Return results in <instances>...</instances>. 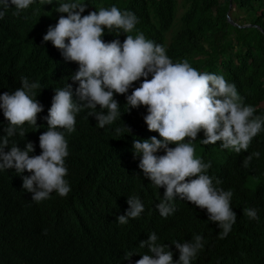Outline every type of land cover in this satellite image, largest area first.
<instances>
[{
    "label": "clouds",
    "instance_id": "obj_1",
    "mask_svg": "<svg viewBox=\"0 0 264 264\" xmlns=\"http://www.w3.org/2000/svg\"><path fill=\"white\" fill-rule=\"evenodd\" d=\"M87 6L81 0H0V80L13 83L22 71L30 70L27 61L18 57L39 47L38 38L53 51L60 50L71 67L70 76L58 80L61 87L45 108L34 99L41 84L30 83L27 77H21V88L0 95V122L6 133L0 137V171L15 169L18 175L27 171L21 185L30 203L52 201L67 238L78 240L71 246L69 263L93 262L95 240L115 239L114 228L95 222L100 194L110 198L104 207L113 201L127 207L121 212L125 215L117 217L121 225L155 211L170 218L180 200L205 216L198 219L193 239L168 243L179 251L174 256L153 232L140 244L151 254L128 264H192L204 249L215 264H236L227 257L225 240L237 220L231 207L233 192L215 186L222 183L219 179L213 184L207 174L211 162L196 156L192 142L203 131V144L219 141L221 148L239 154L264 130V118L254 116L256 109L244 105L235 84L222 75L200 72L187 59L173 63L166 48L143 32L131 35L139 22L134 13L113 5L82 16ZM105 29L127 34L123 44L118 39L105 43ZM141 78L143 82L132 91ZM123 106L126 113L128 106L132 109L139 130L147 125L161 139L126 142L123 130L112 128L123 120ZM26 123L35 126L31 135L26 134ZM90 134L106 140L98 147L102 150L96 149L97 141L88 138ZM71 140L93 154L76 171L69 163ZM170 144L176 147L169 148ZM8 145L10 151L5 152ZM161 149L166 154L158 157ZM253 155L259 157L258 152L249 155L244 167ZM127 156L135 168L122 170L120 184L113 186V169ZM138 178L151 189L131 194L129 183ZM159 188L165 189L162 200L157 199ZM243 213L259 220L254 208ZM37 229L27 232L46 233ZM132 254L125 253V259Z\"/></svg>",
    "mask_w": 264,
    "mask_h": 264
},
{
    "label": "trees",
    "instance_id": "obj_2",
    "mask_svg": "<svg viewBox=\"0 0 264 264\" xmlns=\"http://www.w3.org/2000/svg\"><path fill=\"white\" fill-rule=\"evenodd\" d=\"M69 2V0H61ZM74 2V0H73ZM87 8L81 15L99 11L100 7H118L122 12L127 10L138 18L136 29L143 32L147 39L166 48V53L173 63L187 59L192 67L200 72L222 75L228 83L235 84L244 105L253 106L254 116L264 118V0H81ZM182 14L179 15V9ZM231 19L237 25L230 23ZM126 35L122 30L109 32L105 29L102 39L105 43L118 39L123 44ZM39 40V41H38ZM46 43V42H45ZM67 43V41H66ZM37 46L22 53L18 58L26 60L30 70H24L13 83L0 80V95L13 93L22 87L21 77H27L30 83H40L41 88L35 90L34 99L43 106L52 103L55 89L61 87L58 80L66 79L71 74L70 61H66L60 50L53 51L43 45L41 38ZM16 78V74L9 75ZM148 79H151L149 75ZM20 81V82H19ZM19 82V83H18ZM141 80L134 82L132 91L139 87ZM132 109L122 107L123 120L112 126L114 130L121 128L122 136L129 142L131 139H161L159 133L150 132L147 125L139 130L132 121ZM138 112L142 108L137 109ZM3 112L0 109V114ZM9 122L6 120L5 128ZM134 125V126H133ZM125 127L129 128V132ZM27 135L35 126L24 125ZM126 130V131H125ZM19 129H17L18 133ZM0 122V137L5 136ZM88 137L97 141V150L105 145L106 140ZM86 138V139H88ZM203 131L193 141L196 156L212 167L207 174L213 184L219 179L221 184L215 185L225 191L231 190L233 197L231 207L237 220L231 232L225 238L227 257L236 264H264V130L251 141L247 151L237 154L234 150L223 149L221 142L205 145ZM175 148V144L168 145ZM94 149V150H96ZM10 151L8 145L5 152ZM247 167L244 160L253 153ZM163 149L156 155H165ZM93 154L81 144L71 140L70 169L76 171ZM140 160H141V156ZM130 156H127L118 169H113L112 185L120 184V172L134 169ZM24 173H27L25 171ZM23 173V174H24ZM15 169L0 171V264H128L137 262L144 254H151L149 249L140 247L144 239L155 233L159 241L166 245L173 256L179 252L168 243L188 241L194 238V228L198 219L205 216L194 209L185 200H180L178 211L170 218H162L158 212L143 213L134 220L121 225L117 217L125 215L127 207L122 203H113L104 207L103 195L97 198L102 204L95 207L96 224L103 221L115 229V239L110 241L95 240L93 243V262L69 263L67 257L74 252L71 246L78 240L67 238L68 231L57 222L56 212L51 200L46 203L32 204L22 189V176ZM142 179V178H141ZM149 180V179H148ZM147 182V181H146ZM139 178L130 182L131 194L151 189ZM121 189V188H120ZM118 190V193L120 191ZM157 190V189H156ZM157 199L162 200L164 188L156 191ZM257 210L259 220H252L243 213L244 209ZM120 213V214H119ZM41 229L46 233L31 235L28 229ZM38 230V229H37ZM105 240V239H104ZM133 253L125 259V253ZM192 264H215L204 249ZM226 264V263H224Z\"/></svg>",
    "mask_w": 264,
    "mask_h": 264
},
{
    "label": "rangeland",
    "instance_id": "obj_3",
    "mask_svg": "<svg viewBox=\"0 0 264 264\" xmlns=\"http://www.w3.org/2000/svg\"><path fill=\"white\" fill-rule=\"evenodd\" d=\"M182 14V8L179 9V15L180 16Z\"/></svg>",
    "mask_w": 264,
    "mask_h": 264
},
{
    "label": "water",
    "instance_id": "obj_4",
    "mask_svg": "<svg viewBox=\"0 0 264 264\" xmlns=\"http://www.w3.org/2000/svg\"><path fill=\"white\" fill-rule=\"evenodd\" d=\"M230 23L233 25H237L236 23H234L231 19H229Z\"/></svg>",
    "mask_w": 264,
    "mask_h": 264
}]
</instances>
